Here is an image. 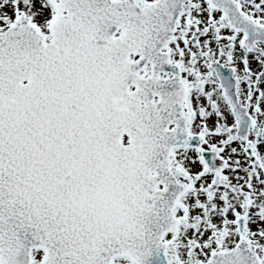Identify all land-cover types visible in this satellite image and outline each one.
Instances as JSON below:
<instances>
[{"label":"snow or ice","instance_id":"6c2138e0","mask_svg":"<svg viewBox=\"0 0 264 264\" xmlns=\"http://www.w3.org/2000/svg\"><path fill=\"white\" fill-rule=\"evenodd\" d=\"M0 264H264V0H0Z\"/></svg>","mask_w":264,"mask_h":264}]
</instances>
